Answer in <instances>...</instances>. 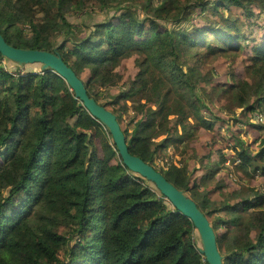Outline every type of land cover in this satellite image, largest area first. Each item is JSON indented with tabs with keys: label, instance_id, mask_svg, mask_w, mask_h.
I'll list each match as a JSON object with an SVG mask.
<instances>
[{
	"label": "trees",
	"instance_id": "trees-1",
	"mask_svg": "<svg viewBox=\"0 0 264 264\" xmlns=\"http://www.w3.org/2000/svg\"><path fill=\"white\" fill-rule=\"evenodd\" d=\"M114 5L102 21H69ZM235 10L244 22L226 16ZM196 12L209 16L190 24ZM263 14L264 0H0V29L13 47L63 58L89 95L116 115L130 153L205 213L224 264H264V191L240 188L211 199L201 189L219 170L209 168L193 185L192 175L220 149L183 144L214 129L211 105L220 98L230 113L263 108L264 37L246 45L244 32ZM247 49L243 74L207 93L214 62L228 60L234 71ZM26 66L0 54V264H207L192 221L124 164L110 131L79 105L67 82ZM118 85L123 89L112 96ZM128 102L135 110L125 126ZM172 146L193 158L159 169L156 160ZM235 150L236 171L264 178V134L258 150L244 142ZM225 188L217 181L215 190Z\"/></svg>",
	"mask_w": 264,
	"mask_h": 264
},
{
	"label": "rangeland",
	"instance_id": "rangeland-1",
	"mask_svg": "<svg viewBox=\"0 0 264 264\" xmlns=\"http://www.w3.org/2000/svg\"><path fill=\"white\" fill-rule=\"evenodd\" d=\"M117 5H114L113 10H108V12H101L95 9L94 12H91V8L88 9L87 12H82L81 14H71L69 16V21L74 23L75 26H83V24H93L98 21L104 20L108 15H114ZM141 8V7H139ZM135 10V9H134ZM139 13L142 15V11L139 9ZM234 19L241 18L242 22H244L245 18L241 16V11H233L230 13ZM205 16H209V14H204V16L198 17L197 12L194 13L191 18L194 20V23H199L204 20ZM199 19V20H198ZM200 24V23H199ZM188 23L185 24L187 26ZM25 28V25H22ZM254 28L249 31L244 28V32L246 33V45H251L253 39H260L264 37V14L261 18H258V21H255L253 24ZM86 31L82 29L81 36H84ZM62 38L59 39L61 41ZM245 41V42H246ZM261 41V40H260ZM263 41V40H262ZM251 49H247L241 57L238 59L237 67L233 71L229 66L228 60H219L214 62L213 66H215L216 73H212L211 81L208 85H206V92H211V88L215 85H219L220 83L225 82L226 79L230 78V75L233 73L242 75L244 71V65L246 63L245 59H249ZM245 58V59H244ZM126 65L129 68L133 69V63L131 61L126 62ZM6 66L8 68L11 64L7 62ZM32 66V67H31ZM25 69H30L31 71H40V66L36 65H28ZM207 73V70H204V74ZM242 77V76H238ZM123 89V85H118L113 88V91L110 93L112 96L118 91V89ZM201 92V89H199ZM220 97V95L218 96ZM107 98V100H110ZM210 100V97H207V101ZM222 104H224V100L220 98L219 102H214L211 106L213 107V111L211 114L213 117H209L214 123V129L205 134L204 130H200L197 133L196 138L190 142L187 138L184 140V143H188L189 146L196 147L199 152L201 150H206L205 152L213 151L215 152L217 149H220V154H214L211 158L201 160L197 163V170L192 175V185L195 183H199L202 177L208 176L211 172L209 168L219 170V174L208 183L205 187L201 189L202 192L207 193L211 192L210 198L213 200H222L227 192H236L240 188H243L246 192L249 189H261L264 191V178H261L260 175H255V178L251 179L248 176H245L242 172L236 171V165L239 163L237 161L234 163L236 158V148L240 151L241 143H245L246 146L250 147L252 150L259 149V140L261 136L264 134V102L262 103L263 108L253 112H245L243 109L234 108V111L230 113L226 109H222ZM134 106L131 102H128V112L125 114V126L128 125V121L130 120L128 115H133ZM205 116H209L205 113ZM212 137L214 139L213 146H209V138ZM159 141V139H157ZM212 142V141H211ZM183 148V147H182ZM182 150V149H181ZM197 152V153H199ZM164 157L156 160L157 167L166 168L170 163H174L176 165L180 164L182 160L188 161L187 159L193 158L192 153L181 155V152L175 148V146L167 149L166 153L163 154ZM224 155L226 157L225 163H221V156ZM210 166V167H208ZM190 171H194V161L190 163ZM217 181L220 182L221 185H226V188L222 191L215 190ZM151 186H154L151 182H149Z\"/></svg>",
	"mask_w": 264,
	"mask_h": 264
},
{
	"label": "water",
	"instance_id": "water-1",
	"mask_svg": "<svg viewBox=\"0 0 264 264\" xmlns=\"http://www.w3.org/2000/svg\"><path fill=\"white\" fill-rule=\"evenodd\" d=\"M0 54L19 66L38 64L41 71L51 70L62 77L74 91L75 100L79 101V105L85 107L92 117L110 131L124 164L132 172L151 182L174 208L192 221L199 234L200 253L205 257L207 264H224V257L219 250L215 230L205 213L193 199L170 183L153 166L130 153L126 137L116 115L89 95L83 81L60 55L42 49L32 50L13 47L6 42L1 29Z\"/></svg>",
	"mask_w": 264,
	"mask_h": 264
},
{
	"label": "built area",
	"instance_id": "built-area-1",
	"mask_svg": "<svg viewBox=\"0 0 264 264\" xmlns=\"http://www.w3.org/2000/svg\"><path fill=\"white\" fill-rule=\"evenodd\" d=\"M3 62H4V60H3ZM21 74H22V75H24V74H25V72H21ZM14 75H16V74H14ZM203 262H206V259H205V257H203Z\"/></svg>",
	"mask_w": 264,
	"mask_h": 264
}]
</instances>
